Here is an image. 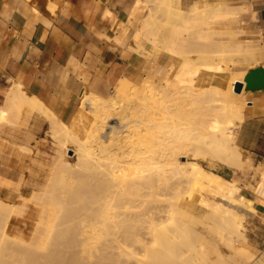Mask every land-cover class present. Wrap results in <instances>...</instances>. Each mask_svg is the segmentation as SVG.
<instances>
[{
  "label": "bare ground",
  "instance_id": "6f19581e",
  "mask_svg": "<svg viewBox=\"0 0 264 264\" xmlns=\"http://www.w3.org/2000/svg\"><path fill=\"white\" fill-rule=\"evenodd\" d=\"M244 11L223 0H195L188 8L179 0H136L126 27L145 60L143 76L136 81L122 78L105 98L83 93L68 124L49 118L55 149L47 175L29 197L18 196L22 200L17 204L0 200L1 241L11 239L34 254L44 252L61 226L63 209L53 193L60 185L72 189L70 177L62 184L64 174L88 164L95 205L90 226L81 235L85 232L83 251L94 264H229L239 259L261 264L244 245L243 221L253 203L241 195L239 180L189 162L202 157L200 147L206 146L229 167L242 169L247 164L236 144L247 103L242 93L234 92V84L244 81L246 71L237 69L234 57L257 63L262 49L240 40L244 31L236 25ZM25 105L39 108L38 100L29 99L22 85H12L0 107V132L19 124ZM21 149L29 151L27 146ZM70 151L74 156L67 159ZM258 172L256 194L263 195L264 165ZM30 206L34 223L28 239L19 232L8 236L10 221L23 218ZM197 206L209 209L215 238L207 239L205 231L190 226L184 229L182 218L174 216L176 208L194 221L180 209ZM182 240L187 252L156 250ZM197 243L202 244L200 250ZM222 247L230 252L224 253ZM102 255L107 258L104 263ZM51 263L44 257L32 261Z\"/></svg>",
  "mask_w": 264,
  "mask_h": 264
},
{
  "label": "crops",
  "instance_id": "0c3cea01",
  "mask_svg": "<svg viewBox=\"0 0 264 264\" xmlns=\"http://www.w3.org/2000/svg\"><path fill=\"white\" fill-rule=\"evenodd\" d=\"M233 2L232 7L245 8L236 25L244 31L240 40L262 49L259 61L244 70L247 74L264 69V0ZM134 4L135 0H0V107L14 84L39 102L37 109L25 105L19 124L0 132V200L18 203L15 185L22 172L27 179L32 166L21 147L32 150L37 136L50 133L49 118L68 124L83 93L105 98L122 78L136 81L143 76L145 60L126 27ZM2 81L8 88L4 94ZM242 98L247 104L236 144L251 158L264 160V91L243 90ZM242 195L253 203L250 252L264 264V195ZM21 196L29 197L22 191Z\"/></svg>",
  "mask_w": 264,
  "mask_h": 264
},
{
  "label": "rangeland",
  "instance_id": "374dc122",
  "mask_svg": "<svg viewBox=\"0 0 264 264\" xmlns=\"http://www.w3.org/2000/svg\"><path fill=\"white\" fill-rule=\"evenodd\" d=\"M133 1V0H132ZM136 1V0H135ZM143 2L147 0H141ZM184 7L188 8L195 0H179ZM213 3L216 0H203V2ZM229 6H233V0H223ZM193 58H197V54H193ZM236 61L237 69L240 67H248L251 63L245 62L241 57H234ZM1 89H3V94L7 91V84L1 82ZM245 102V100H244ZM51 129H49L50 131ZM237 131V130H236ZM33 148L29 151H26L30 156L31 169H28V176L25 180V174L22 172L20 181L15 185L17 188V193L21 196V191L26 195H30L34 189L35 185L41 184L47 175V165L51 162V159L54 155L55 143L50 135V133L42 134L37 136V139L33 140ZM203 151L202 157H198L196 160L189 159V162H195L201 166L206 171L214 172L218 175L223 176L228 180H233L237 178L239 180V185L241 186V195L246 194L247 192H252L256 194V186L260 180V175L258 168L264 165V160H255L251 158L250 155L240 150L241 157L243 161L247 164L243 166L242 169H234L225 165L218 157L213 155L211 150L208 147H200ZM24 152V150H23ZM71 152V151H70ZM68 152L67 159L73 158L74 153ZM187 158H180V162H187ZM71 162H76L75 159H72ZM248 163L251 164L249 167ZM85 168H81L76 171H66L64 174L65 181L62 184H66L70 177V185L72 189H61V185L56 188L53 193V196L59 201L62 205V214L59 220V224L51 243L47 249L42 253H36L22 245H19L13 240L1 241L2 239V227L3 222L0 218V264H32L34 258H47L52 261L51 264H94V259L92 256L85 253L83 250L86 248L83 246L82 238H84V233H81L85 230H88L90 226V211L95 205V195H94V186L95 182L93 177L90 176L91 168L88 164H85ZM4 184L0 183V188ZM188 191V188L184 184L182 187L181 196L185 197V192ZM264 195V194H263ZM191 199V198H190ZM22 199L18 198V202ZM4 202V201H3ZM172 203H175V199L171 200ZM175 209L174 216L181 217V224L184 229H187V226H190L193 230L196 231H205L206 237L215 238L216 232L214 230L215 221L211 216H209V209L201 206H197L194 210L180 209L183 213L191 216L193 220L181 216L180 213ZM250 219L252 215L246 214L244 219V235L246 237V242L244 245L250 251L252 250V240L254 235L250 231ZM34 220V208L30 206L27 213L19 221L11 220L8 226L5 229V233L8 236H14L19 232L23 237L28 239L33 228ZM177 225V224H176ZM171 230L175 229L174 224H169ZM180 243H171L166 244L163 247L157 246V251H164L165 253L178 251H186V241H179ZM210 242V241H208ZM104 244V243H102ZM101 244V245H102ZM213 247V243H209ZM241 244V243H240ZM201 243L196 244L197 250L201 249ZM224 253L228 254L230 250L226 247H222ZM182 253V252H181ZM191 254V253H190ZM215 255H212V258ZM229 260V259H227ZM226 260V261H227ZM107 261L106 256L102 255L101 263ZM229 264H250L244 263L240 259L237 263L233 261H228Z\"/></svg>",
  "mask_w": 264,
  "mask_h": 264
},
{
  "label": "water",
  "instance_id": "95a60500",
  "mask_svg": "<svg viewBox=\"0 0 264 264\" xmlns=\"http://www.w3.org/2000/svg\"><path fill=\"white\" fill-rule=\"evenodd\" d=\"M264 91V69L262 67L250 70L243 82H236L234 84V92L241 94L242 91ZM72 155V151L70 152Z\"/></svg>",
  "mask_w": 264,
  "mask_h": 264
}]
</instances>
